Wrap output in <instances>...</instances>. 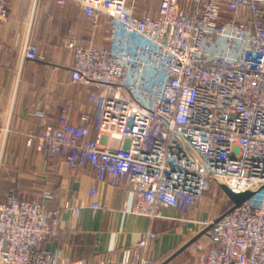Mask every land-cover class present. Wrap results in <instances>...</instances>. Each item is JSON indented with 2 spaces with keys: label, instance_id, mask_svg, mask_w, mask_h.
Segmentation results:
<instances>
[{
  "label": "built area",
  "instance_id": "1",
  "mask_svg": "<svg viewBox=\"0 0 264 264\" xmlns=\"http://www.w3.org/2000/svg\"><path fill=\"white\" fill-rule=\"evenodd\" d=\"M9 1L0 0V27ZM73 1L93 33L105 20L110 47L68 42L72 80L88 87L94 113L72 122L68 105L38 148L52 160L63 155L73 169H93L94 210H111L98 199L102 183L133 192V212L150 218L164 208L187 214L214 186L251 191L204 222L209 229L187 248L186 264H264V0H161L156 17H138L128 0ZM38 58L27 38L22 60ZM79 208L78 201L64 205ZM59 214L9 191L0 203V264H66L44 247ZM157 238L151 230L122 248L120 263L160 264L146 253Z\"/></svg>",
  "mask_w": 264,
  "mask_h": 264
},
{
  "label": "crops",
  "instance_id": "2",
  "mask_svg": "<svg viewBox=\"0 0 264 264\" xmlns=\"http://www.w3.org/2000/svg\"><path fill=\"white\" fill-rule=\"evenodd\" d=\"M160 1L128 0V5L135 7L138 17L145 12L156 17ZM27 38L38 46L40 58L22 60ZM73 39L85 47H110L109 25L104 20L93 33L90 19L73 0L63 6L57 0H38L35 9L34 0L9 1L8 20L0 27V203L13 190L20 199H37L49 209H59L52 223L54 233L44 247L66 264H105L110 257L121 264V249L151 230L158 232V238L147 255L160 264H186L188 249L172 256L200 233L201 222L209 220L200 219L211 205L208 197L187 214L164 208L162 217L150 218L133 212V192L102 183L97 184L98 199L111 210H94L89 196L93 169L89 165L73 169L63 155L52 160L38 148L42 131L49 124L58 125L68 105L72 122H78L84 112L94 113L88 87L72 80L75 53L68 42ZM97 134L95 126H90V138ZM101 142L116 145L108 136L101 137ZM76 201L77 213L64 209L66 203Z\"/></svg>",
  "mask_w": 264,
  "mask_h": 264
},
{
  "label": "rangeland",
  "instance_id": "3",
  "mask_svg": "<svg viewBox=\"0 0 264 264\" xmlns=\"http://www.w3.org/2000/svg\"><path fill=\"white\" fill-rule=\"evenodd\" d=\"M217 190H219V192H217ZM206 197H208L209 200L211 201L210 204L212 206L214 205L213 206L214 210L211 207V205H209L208 209H206V211H205L206 213H203L202 216H200V219H202V218L207 219L209 217H210L209 220L215 219V218L219 217L221 215V213L224 212L232 204V202H230L231 200L229 201V203L227 202L228 196L225 194L223 189L221 187H218V186H214L212 188L210 194H208ZM212 212H214V213H212ZM206 221H208V220H206ZM200 225H201V227H198V228L202 230L204 222H201ZM190 240L191 239H189L188 241H190ZM187 255H188V257L185 259V261H188V258H190V256H191L190 251L187 252Z\"/></svg>",
  "mask_w": 264,
  "mask_h": 264
},
{
  "label": "water",
  "instance_id": "4",
  "mask_svg": "<svg viewBox=\"0 0 264 264\" xmlns=\"http://www.w3.org/2000/svg\"><path fill=\"white\" fill-rule=\"evenodd\" d=\"M221 188L223 189V191L225 192V194L228 196V198L233 203V207L239 206L242 202H244L246 199H248L251 196V194H252L251 191H246V192H242V193H235L230 188H228L225 184H222L221 185ZM208 229L209 228H206V229L202 230L200 233H198L197 235H195L190 241H188L185 245H183V247H181L172 256V258L175 257V256H177L179 253H181L185 249H187L193 242H195L196 240H198Z\"/></svg>",
  "mask_w": 264,
  "mask_h": 264
},
{
  "label": "trees",
  "instance_id": "5",
  "mask_svg": "<svg viewBox=\"0 0 264 264\" xmlns=\"http://www.w3.org/2000/svg\"><path fill=\"white\" fill-rule=\"evenodd\" d=\"M232 207H233V203L224 212H222V214L225 213V212H227V211H229Z\"/></svg>",
  "mask_w": 264,
  "mask_h": 264
}]
</instances>
